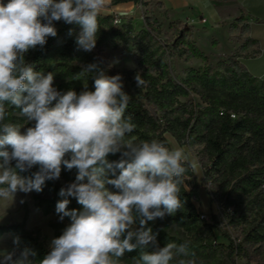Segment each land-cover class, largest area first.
<instances>
[{
    "label": "clouds",
    "instance_id": "clouds-1",
    "mask_svg": "<svg viewBox=\"0 0 264 264\" xmlns=\"http://www.w3.org/2000/svg\"><path fill=\"white\" fill-rule=\"evenodd\" d=\"M106 3L0 0V197L42 192L46 181L60 177L62 165L75 168V182L62 187L59 195L75 198L82 211L69 210L68 198L57 202L59 219L68 217L70 223L51 240L50 251L38 264H120L126 252L137 248L141 252L135 264H196L190 240L160 247L146 227L183 208L180 185L186 159L182 149L130 138L137 126L131 115L125 116L131 97L123 90L122 77L89 64L77 77L93 73L95 90L62 92L53 86L52 73L34 71L25 60L30 49L43 47L48 37L57 35L53 21L61 20L80 25L75 42L91 52ZM136 81L139 87L143 83L139 74ZM13 106L21 109L18 115L26 123L34 122L23 133L21 125L7 120ZM117 152L120 159L109 162L107 156ZM37 165L31 177L19 174ZM13 245L0 250V264H37L32 249L20 248L19 237ZM150 246L154 250L148 251Z\"/></svg>",
    "mask_w": 264,
    "mask_h": 264
},
{
    "label": "trees",
    "instance_id": "trees-1",
    "mask_svg": "<svg viewBox=\"0 0 264 264\" xmlns=\"http://www.w3.org/2000/svg\"><path fill=\"white\" fill-rule=\"evenodd\" d=\"M129 1L146 4V0H111L110 4ZM4 2L7 3V0ZM114 18L113 15H99L100 29L96 46L91 52L80 49L75 42L81 31L80 25L66 24L63 20L53 21L57 35L48 37L43 47L30 49L25 54V60L33 66L34 71L52 73L53 86L62 92L95 90L93 73L77 77L89 64L98 65L109 76L119 74L123 90L131 97L125 116L131 115L137 126L130 138L137 143L157 140L168 146L165 134L169 133L181 145L199 147V164L205 181L210 183L211 196L220 212L212 213L208 219L200 217L201 213L186 189V177L192 175V171L185 163L187 170L180 185L183 208L175 215L149 221L146 227L152 229L160 247L169 242L179 245L190 240L191 250L196 254V264H236L235 256L247 255L245 243L264 246V79L254 77L247 71L237 60L239 52H234L227 60H219L215 66L207 63V55L195 43L186 40L189 28L184 25L178 32L173 48L179 49V56L185 61L191 58L205 61L204 67L197 70L188 68L185 77L175 80L169 72L167 57L171 54L170 50L169 55L163 50L157 52L141 38L136 43L139 55L136 62L142 67L139 75L143 81L139 87L132 79L135 70H114L105 65L102 52L117 49L119 43L126 41V34L132 29L129 24L124 25V31L118 29L113 24ZM239 21L236 19L231 27ZM244 29L245 25L241 27L242 31ZM142 34L151 37L149 31H142ZM253 42L245 38L241 48ZM191 94L197 96L199 102L180 99ZM20 111L14 106L9 107L7 120L21 125L23 133L34 122L26 123V118L18 115ZM231 113L235 114V118L230 116ZM7 150L11 151V147L8 146ZM120 156L119 152L109 154L107 160L117 161ZM65 158H69V154ZM36 171L32 168L19 174L31 177ZM77 174V169L68 170L62 165L58 179L46 181L42 192L33 191L35 209L43 215L56 216L49 223L55 237H59L70 223L68 217L63 221L59 219L55 211L58 201L68 198L69 210L82 211V205L75 198L59 195L62 187L75 182ZM116 175H119V170ZM109 178H114L111 173ZM107 187L111 191H118L112 185ZM229 207L233 209L232 216L224 223L223 212ZM226 224L233 228L242 227L243 236L239 242L224 230ZM136 226H139L138 220ZM215 231L229 242H217ZM174 232L181 233V237ZM4 233L19 237L21 249H32L36 253L33 259L37 264L50 251L36 232L25 227L23 221L0 225V235ZM147 250L154 248L150 246ZM140 252L139 248L126 252L120 258V264H135L134 258H138ZM172 264H176V261Z\"/></svg>",
    "mask_w": 264,
    "mask_h": 264
},
{
    "label": "rangeland",
    "instance_id": "rangeland-1",
    "mask_svg": "<svg viewBox=\"0 0 264 264\" xmlns=\"http://www.w3.org/2000/svg\"><path fill=\"white\" fill-rule=\"evenodd\" d=\"M135 9L136 12L133 16L125 18L117 17L118 23L113 22V24L122 31H124L125 24L131 25L132 29L127 32L126 41L119 43L117 49H105L102 52L107 68L114 70H135L132 79L137 82L136 76L142 71V67L136 62L139 56L136 43L141 40V38L143 42L147 43L149 47L155 49L157 52L163 50L166 55H169L168 51L170 50L171 54L167 57V60L170 76L175 80L185 77V71L188 68L197 70L204 67L205 61L201 59L191 58L185 61L179 56V49L173 48V44L182 26L178 22L170 21L165 12L157 6L154 1L146 0L145 5L136 4ZM243 24L244 19L241 16L238 25L241 27ZM142 31H149L151 37L143 36ZM194 39L197 41L199 49L207 54L206 62L212 66H215L219 60H227V58L234 53L229 49L227 40H224L222 37L219 36V46L214 47L217 43L214 42L212 46L211 37L201 36L199 39L194 38L193 31L191 27H189L186 33V40L196 43ZM241 44H244V39L243 41L241 40ZM212 48L215 49V51ZM245 48L237 52L240 54L245 53ZM211 51L217 53L218 56L210 53ZM180 99L182 101L190 100L195 103L199 102L198 97L194 94ZM165 137L170 149L179 148L182 149L185 154L186 164L189 165L192 171V175L186 177V189L190 193L191 201L196 209L207 217L212 213H219L220 210L217 202L212 198L210 193V183L205 181L202 168L199 164V157L197 154L199 147L181 145L169 133H166ZM33 168L37 171L39 170L38 165ZM32 194L33 191L29 193L17 192L14 198L11 196L8 198L0 197V225L23 221L25 227L30 231L36 232L40 240L50 250V242L56 237L49 223L55 220L56 216L53 214L43 215L40 211L36 210L33 205ZM229 210L233 209L229 207L223 212L222 220L224 223L232 216ZM224 230L238 242L243 236L242 227L233 228L226 224ZM175 234L181 237V233ZM13 239L14 235L12 233L0 235V250L12 249L14 247ZM216 240L222 243L229 242L226 237L218 232H216ZM244 245L247 249V255L235 256L236 264H264V246H252L250 243H245Z\"/></svg>",
    "mask_w": 264,
    "mask_h": 264
},
{
    "label": "crops",
    "instance_id": "crops-1",
    "mask_svg": "<svg viewBox=\"0 0 264 264\" xmlns=\"http://www.w3.org/2000/svg\"><path fill=\"white\" fill-rule=\"evenodd\" d=\"M152 1L165 12L170 21L178 22L181 26L191 27L194 38L211 37L212 46L214 42L217 43L214 47H218L220 44L219 36L227 40L229 49L233 52L242 50L241 40L252 39L254 42L246 46L245 53H241L237 60L254 77L264 79V0ZM110 2L111 0H107L106 7L100 15L125 18L133 16L136 12V4L131 1L116 5H111ZM241 16L244 19V31L241 30L243 25L241 27L238 25L239 22L236 23V26L231 27L236 19L241 20ZM195 42L197 45L196 40ZM213 50L215 51V49ZM210 53L218 56L212 51Z\"/></svg>",
    "mask_w": 264,
    "mask_h": 264
},
{
    "label": "built area",
    "instance_id": "built-area-1",
    "mask_svg": "<svg viewBox=\"0 0 264 264\" xmlns=\"http://www.w3.org/2000/svg\"><path fill=\"white\" fill-rule=\"evenodd\" d=\"M113 22H114V23H118V18L115 17ZM230 116H231L232 118H235V114H233V113H231ZM229 213L232 214V210H229ZM200 217H201V218H204V219H208V217L205 216L204 214H201Z\"/></svg>",
    "mask_w": 264,
    "mask_h": 264
}]
</instances>
